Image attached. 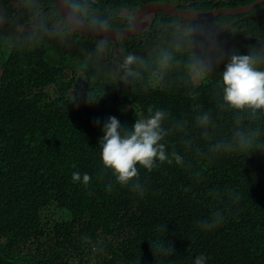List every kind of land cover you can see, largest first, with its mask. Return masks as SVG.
<instances>
[{
    "label": "trees",
    "instance_id": "obj_1",
    "mask_svg": "<svg viewBox=\"0 0 264 264\" xmlns=\"http://www.w3.org/2000/svg\"><path fill=\"white\" fill-rule=\"evenodd\" d=\"M176 1L206 10L214 0ZM101 3L102 15L111 21L107 7L119 11L142 1ZM3 8L0 264H194L200 255L205 264H264V110L228 108L218 86L232 54L255 56V67L264 71V2L199 25L215 37L222 59L214 60L198 84L184 64L189 50L201 52L199 32L191 44L172 29L166 35L161 31L162 38L150 34L138 46L120 42L122 64L129 54L143 61L131 66L137 75L126 77L110 59L102 66L92 38L53 31L57 17L49 23L39 17L34 32L42 37L27 40L14 31L21 16L12 17L14 10L5 3ZM225 24L229 28L223 29ZM245 24L252 40L241 39L239 28ZM71 37L76 43L69 42ZM165 51L174 62L158 79ZM79 67L85 80L67 79V69ZM149 107L166 113L160 143L172 163L156 161L151 172L137 166L139 178L121 187L100 163L102 124L115 116L122 132L130 130L137 119L148 118ZM203 114L210 117L207 126L197 124ZM97 118L100 125L94 123ZM238 129L254 134L251 148L237 146ZM233 149H239L236 156L224 153ZM75 171L89 174L91 182L73 183ZM213 221L218 226L208 227ZM32 242L34 250L28 247ZM113 254L118 263L108 261Z\"/></svg>",
    "mask_w": 264,
    "mask_h": 264
},
{
    "label": "clouds",
    "instance_id": "obj_2",
    "mask_svg": "<svg viewBox=\"0 0 264 264\" xmlns=\"http://www.w3.org/2000/svg\"><path fill=\"white\" fill-rule=\"evenodd\" d=\"M25 1L26 0H19L17 2L16 0H0V7L2 8V11H0V19L3 17V3H5L7 7H12V9L14 10L12 13V17H15L16 15L21 16V22L17 24L14 28V31L17 32L18 35H26L25 38H27L32 33H36L35 37L38 36V38H41L42 36L38 35L40 32H33L30 29L31 19L27 17H29L33 13V11L30 6H24L22 9V6L24 5ZM84 1L85 3H82L81 0H62V4L65 6L66 11L64 14V21L62 22L61 29L66 24L70 32H65H67L69 35H72V30H83L86 27L93 28L97 33L107 32L109 28L119 30L132 28L133 26L131 23L135 10L139 7H143L144 5L148 4L146 3L141 6L138 5L139 7H137L136 9H130V13H132V18L129 21L130 25L124 27H113L109 26L108 21L105 19H99L97 17H92L89 19V7L87 4L89 2H92L93 6L97 5L98 7H100L99 3H101V0L98 1V4H95L96 0ZM149 3L163 2L155 0ZM172 5H177L178 9L182 7L181 4L177 3H174ZM109 8L111 9V7ZM117 12H120V10ZM158 13H162L165 16H172L158 11L155 15V18L152 19L150 25L148 27H144L145 30L139 32L138 34L128 35L123 40H120L119 43L127 39V42L134 43L138 46L140 45L141 41L144 40L145 37L150 34L155 35L156 33H158V37L162 38L163 34H161V31H163L165 35L170 29L177 32L173 25L170 24L166 27L165 23L161 27V30H156V28L159 27L158 19H156ZM126 16L127 15H125L124 17L126 18ZM175 17L182 20V18H180L179 16ZM109 20H111V18ZM115 21L118 20L116 19ZM156 21L158 22L157 27L155 28V31H152ZM182 21L191 23L184 30V35L188 38V44H191L192 37L196 35L197 32H199V35L201 36V52L198 54L195 51L189 50L184 67L189 76L194 79H202L206 77L208 73L212 70L214 60L218 62L220 59H222V57L218 54V45L216 39L211 33L203 30L202 28H199L198 23H201L200 21L195 22L196 24L189 20ZM1 22L3 23V21ZM59 30L60 29H53V31ZM140 34L142 35L140 36ZM81 36L79 37L84 38V36L87 35ZM90 38L96 39L97 37ZM155 38L156 37L152 38L151 40H154ZM97 39L99 40V38ZM106 39L110 40L115 50L119 49V51H121L122 49V51L119 52V57L121 58L120 64H122V55L124 51L122 46L117 42V40L119 39L114 40L117 44L116 46L110 38L104 37L101 38V40H99V43L97 42L96 46L94 47L99 51L100 54L102 48L107 43ZM73 43H76V41H73ZM108 44L110 45L109 42ZM176 48L180 51L184 50L183 47L179 44L176 45ZM99 61H101L102 66H104L108 62L105 61L103 57H100ZM138 62L143 63V61H140V58L133 54H129L124 57L122 67L126 70V77L137 75V73L132 70L131 66L137 64ZM173 62L174 57L171 52L165 51L161 53L158 61L159 67L157 69L159 73L158 79L162 78L163 73L172 66ZM257 63L258 60L255 56L232 54L229 57L227 63L224 64V69L220 76V80L218 81V86L221 87L223 90V104L226 105L228 108L234 110H250L253 114L256 110H264V71L259 70L255 67ZM120 64H114L116 65V70L118 72L121 70ZM148 112L150 114L148 118L137 119L131 126L130 130L125 129L123 132L121 131V121L115 116H108L102 124L101 131L103 134L99 139L100 163L105 169L111 170V174L115 178L116 183L119 184L121 187L128 185L130 182L133 181V178H139L137 166L143 167L145 170L151 172L157 166L156 161H159L160 163H164L165 161H167L169 164L172 163V161L168 160L167 158L164 144L160 143V141L164 138L165 135V132L162 129L161 125L163 120L165 119L166 113L163 110H156L155 112H153V109L151 107L148 108ZM209 120V115L203 114L197 117V124L200 126H207ZM94 123L96 125H100V119L97 118ZM253 136H249L238 129L237 132L234 133L233 139L237 142V146L241 150H245L252 147ZM229 147H231V145H229ZM238 150L239 149H233L232 151L224 153L226 155L236 156ZM173 155L175 156V154ZM175 160L177 164H180L182 162L179 156H175ZM72 166L75 168V164H73ZM71 179L73 183L79 182L84 186H87L91 182V176L89 174L85 173L82 175L79 171L73 172ZM136 187L138 188L139 185H136ZM143 194V190L141 189L140 195L142 196ZM217 226L218 221H213L212 224L208 225V227ZM154 247L158 246L154 245ZM160 247L161 251H163L164 249L162 248V246ZM168 251H171V249H168ZM105 253L106 252L104 251V255ZM205 259L206 258L204 255L197 256L195 258L194 264H205ZM108 261L112 263H118L115 254L108 257Z\"/></svg>",
    "mask_w": 264,
    "mask_h": 264
},
{
    "label": "flooded vegetation",
    "instance_id": "obj_3",
    "mask_svg": "<svg viewBox=\"0 0 264 264\" xmlns=\"http://www.w3.org/2000/svg\"><path fill=\"white\" fill-rule=\"evenodd\" d=\"M17 1H19V0H16V2ZM98 1L99 0H96L95 4H98ZM141 1H142V3L139 6L144 5L146 3H149V2H152L153 0H141ZM81 2L85 3L84 0H81ZM162 2L163 3H169V4H174V3L181 4L182 7H180V9L183 8L182 10H184V11L193 10V11H198V12H203V11H206V10H215L216 11V10H220L221 8H237L239 6H242V4H239L238 1H234V0H214L208 9H206V10H196V9H193L191 7V2H189V1L164 0ZM222 3L225 4V5H230L231 4L233 7L223 6V5H221ZM87 5L89 7V19L92 18V17H97L99 19L107 20L106 17L104 15H102L100 7H98L97 5L93 6L92 2H89ZM99 5L102 6V3H99ZM243 5H247V4H243ZM24 6H30L32 8V11L34 12V15H32V17H29V19H31L30 20V29L33 32L37 30L38 26L35 23L39 21V17H41L42 15H44V17H42V18L44 19L45 23H49V20L51 18L54 20L57 17V19L53 22L52 27H54L56 29H61V25H62V22L64 21V19L61 17L60 12L56 8V5H55L53 0H26L24 2V5L22 6V9H23ZM139 6L123 7L120 10V12H117V10L115 8H113V9L111 8L110 9L109 7H107L106 10L112 12L111 21L107 20L109 26L124 27V26L130 25L129 21L132 18V16H131L132 13H130V9L131 8H133V9L135 8L136 9ZM125 15H127L126 18L124 17ZM220 15H222V14H218L217 16L211 18L209 21L198 23V26L199 25L210 26L213 23V21H211V20L212 19H216V18L218 19V17ZM223 15H226V14H223ZM115 17H116V19L118 21H115L116 20ZM243 17H244V19H246L247 18L246 14L243 15ZM163 18L172 19L171 21L165 23L166 27L171 24V25H173L175 27L177 32H181L183 34H184V30L187 28V26L191 24V23L183 22L182 20H180L179 18H177L175 16H165L162 13H158L157 16H156V19H158L159 27H157L156 30H161L162 29L161 27L164 25ZM160 19H161V21H160ZM225 27L229 28V25L225 24L223 29ZM247 27L248 26L245 24L243 27L239 28V30L241 32V39H249L248 36H247V33H248L247 32V30H248ZM199 28H202V27L199 26ZM60 31H68V32H70L68 30V26L66 24L63 26V28ZM166 33H167V28H166ZM71 34L74 37L75 36H81L77 32H73ZM142 34H140V36ZM81 37H83V36H81ZM93 40L95 41L94 46H96V43L97 42L99 43V40L97 38L96 39L94 38ZM106 40H107V43L102 48V51L100 50L101 51L100 57H103V59L105 61H109V59H110L111 66H113L115 63L120 64L121 58L119 57V52H121L122 49H121V51H119V49L115 50V48H114L113 44L110 42V40H108V39H106ZM249 40H252V37H250ZM73 41H75V39L73 37H71L69 39V42H73ZM119 41L120 40H117L118 44H119ZM108 42L110 43V45L108 44ZM120 67H122V64H120Z\"/></svg>",
    "mask_w": 264,
    "mask_h": 264
},
{
    "label": "water",
    "instance_id": "obj_4",
    "mask_svg": "<svg viewBox=\"0 0 264 264\" xmlns=\"http://www.w3.org/2000/svg\"><path fill=\"white\" fill-rule=\"evenodd\" d=\"M264 2V0H255L252 3L244 6H239L237 8H221L220 10H208L206 12H195L192 10H180L177 8V5L167 4V3H148L143 7H139L135 10L132 19V28L128 29H112L109 28L107 32L97 33L93 28L86 27L83 30L76 29L72 32H79L81 35H87L90 37H97L99 40L101 38H110L112 42L117 46L115 39L123 40L128 35L138 34L145 30V26H149L152 19L155 18V15L158 11L163 12L164 14L179 16L182 20H189L193 23L197 21H209L211 18L217 16L218 14L226 15H237L250 11L256 5ZM56 8L60 12L61 17L64 19V14L66 11L65 6L62 4V0H54Z\"/></svg>",
    "mask_w": 264,
    "mask_h": 264
},
{
    "label": "rangeland",
    "instance_id": "obj_5",
    "mask_svg": "<svg viewBox=\"0 0 264 264\" xmlns=\"http://www.w3.org/2000/svg\"><path fill=\"white\" fill-rule=\"evenodd\" d=\"M0 11H2V8L0 7ZM35 34L36 33H32L31 35H29L26 39H32V38H34L35 37ZM158 67H159V65H158ZM1 71V70H0ZM66 74H67V77H68V79L71 77V76H73V77H76L77 79H80V80H85V74H86V71H85V69H83V68H81V67H79V68H77L75 71H74V73H73V71H72V69L71 68H69V69H67V71H66ZM192 78V77H191ZM193 79V81L196 83V84H198L199 82H200V79H194V78H192ZM158 85V80H154V81H152V86H157ZM48 91H49V96H50V98H53L54 96H55V92L53 91V89H52V87H49V89H48ZM28 247L31 249V250H34L35 248H36V243H29V245H28ZM92 250L94 251V248H92Z\"/></svg>",
    "mask_w": 264,
    "mask_h": 264
}]
</instances>
